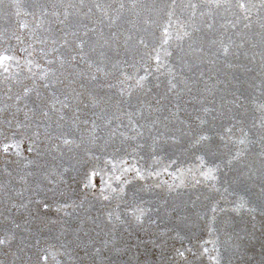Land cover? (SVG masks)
Masks as SVG:
<instances>
[{
  "label": "rangeland",
  "instance_id": "374dc122",
  "mask_svg": "<svg viewBox=\"0 0 264 264\" xmlns=\"http://www.w3.org/2000/svg\"><path fill=\"white\" fill-rule=\"evenodd\" d=\"M0 55V264H264V0H0Z\"/></svg>",
  "mask_w": 264,
  "mask_h": 264
},
{
  "label": "snow or ice",
  "instance_id": "6c2138e0",
  "mask_svg": "<svg viewBox=\"0 0 264 264\" xmlns=\"http://www.w3.org/2000/svg\"><path fill=\"white\" fill-rule=\"evenodd\" d=\"M238 7L241 8V9H244V8H245V5H244L243 3H241V4L238 5ZM21 27L23 28V27H25V25L21 24ZM165 42H166V41H165ZM166 54H167V55H170V53H166ZM11 59H13V58L10 57V56L0 55V66L3 65V62H4V61H6V60H11ZM155 59H156V61H157L158 63L160 62V55H159V53H157ZM29 63H31V62L29 61ZM5 71H7L6 68H5ZM140 79L143 80L144 77H141ZM24 91H25V93H27V92L29 91V89L25 88ZM45 114H46V113H45ZM206 140H208V137H207V136H201V137L199 138V140L197 141V143H200V141H206ZM244 142H245V141H244L243 139H241V140L239 141L240 144H244ZM8 147H9V145L5 144V145H4V150L7 151V150H8ZM209 150H211V149L209 148ZM213 171H214V169H209L207 172L203 173V175L205 176L206 179H207V178L215 179V177L212 175ZM137 175H139V173H137ZM104 198L107 199V197H104ZM45 207H47V205H45ZM133 211H134V212H135V211H139V212L141 213V215H143V212H144L143 209H133ZM212 211L215 212V211H216V208L213 207V208H212ZM110 215H111V214H110ZM116 218L119 219V216H117ZM137 219H139V217H137ZM3 243H5V241H4V240H0V244H3ZM205 251H207V249H205ZM179 254H180V255H183L182 252L179 253ZM42 259H43V260H46L47 257H42Z\"/></svg>",
  "mask_w": 264,
  "mask_h": 264
}]
</instances>
